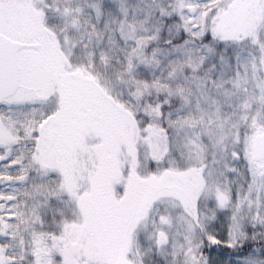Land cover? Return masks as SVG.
<instances>
[{"label": "snow or ice", "instance_id": "6c2138e0", "mask_svg": "<svg viewBox=\"0 0 264 264\" xmlns=\"http://www.w3.org/2000/svg\"><path fill=\"white\" fill-rule=\"evenodd\" d=\"M0 264H264V0H0Z\"/></svg>", "mask_w": 264, "mask_h": 264}, {"label": "rangeland", "instance_id": "374dc122", "mask_svg": "<svg viewBox=\"0 0 264 264\" xmlns=\"http://www.w3.org/2000/svg\"><path fill=\"white\" fill-rule=\"evenodd\" d=\"M225 252L227 251L226 249L224 250ZM218 253L217 252H213V255H217ZM224 259L226 260L227 259V256H224Z\"/></svg>", "mask_w": 264, "mask_h": 264}]
</instances>
